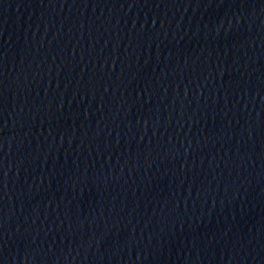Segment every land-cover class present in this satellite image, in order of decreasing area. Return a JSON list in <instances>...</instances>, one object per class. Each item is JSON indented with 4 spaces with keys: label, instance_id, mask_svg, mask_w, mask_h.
I'll list each match as a JSON object with an SVG mask.
<instances>
[{
    "label": "water",
    "instance_id": "1",
    "mask_svg": "<svg viewBox=\"0 0 264 264\" xmlns=\"http://www.w3.org/2000/svg\"><path fill=\"white\" fill-rule=\"evenodd\" d=\"M0 264H264V0H0Z\"/></svg>",
    "mask_w": 264,
    "mask_h": 264
}]
</instances>
